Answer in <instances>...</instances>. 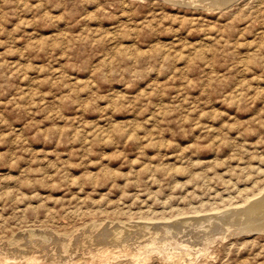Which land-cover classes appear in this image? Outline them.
<instances>
[{
	"label": "rangeland",
	"instance_id": "1",
	"mask_svg": "<svg viewBox=\"0 0 264 264\" xmlns=\"http://www.w3.org/2000/svg\"><path fill=\"white\" fill-rule=\"evenodd\" d=\"M221 4L0 0V264H264V0Z\"/></svg>",
	"mask_w": 264,
	"mask_h": 264
},
{
	"label": "bare ground",
	"instance_id": "2",
	"mask_svg": "<svg viewBox=\"0 0 264 264\" xmlns=\"http://www.w3.org/2000/svg\"><path fill=\"white\" fill-rule=\"evenodd\" d=\"M181 1H182V0H181ZM192 1H193V0H192ZM198 1H199V0H198ZM210 1H211V0H210ZM212 1H213V2H216V4L219 5V4H221V3H222L223 1H225V0H212ZM226 1H228V0H226ZM194 2L196 3V1H194ZM229 2H230V1H229ZM186 3H187V2H186ZM197 3H198V2H197ZM206 3H207V1H206ZM202 4H203V3H202ZM211 4H212V3H211ZM214 4H215V3H214ZM227 4H228V3H227ZM221 5H222V4H221ZM207 6H208V5H207ZM211 6H212V5H211ZM211 6H210V7H211ZM213 7H214V6H213ZM211 9H212V8H211ZM263 187H264V186H263ZM261 189H262V190H260V193H261V194H260V195H257V194H256L257 196H259L258 198H255V199H253V200H251V201L245 199L246 202H248V201H249V202L245 205L244 208L242 207V208H243V209H242L243 211L241 210V211L243 212L244 217H243V215L241 216V225H243V226H242V227L240 226V227L243 228V229H246V230H250V229L253 230V228H254V230H255V229H264V188L261 187ZM258 194H259V193H258ZM256 195H255L254 197H256ZM252 196H253V195H252ZM248 198H250V197H248ZM250 199H252V197H251ZM243 201H244V200H243ZM242 204H243V203H242ZM237 206H239V205H237ZM242 206H243V205H242ZM229 208H230V207H229ZM236 208H237V207H236ZM240 208H241V207H240ZM232 209H234V208H232ZM237 210H238V209H237ZM233 211H234V210H233ZM241 211H240V212H241ZM225 212H228V211H225ZM237 212H238V211H236L235 213H237ZM212 214H213V213H212ZM225 214H226V213H225ZM233 214H234V213H233ZM239 214H241V213H239ZM214 215H215V214H214ZM214 215H212V216L214 217ZM217 215H219V214H217ZM217 215H216V216H217ZM221 215H222V214H221ZM223 215H224V214H223ZM189 216H190V215H189ZM192 216H193V215H192ZM231 216H232V214H231ZM233 216H235V214H234ZM185 217H186V216H185ZM208 217H209V215H208ZM208 217H207V218H208ZM217 217H218V216H217ZM217 217H216V218H217ZM224 217H225V216H224ZM239 217H240V216H239ZM200 218H202V217L200 216ZM203 218H204V217H203ZM207 218H206V219H207ZM209 218H210V221H212V220H211V217H209ZM218 218H219V217H218ZM228 218H229V217H228ZM90 219H91V218H90ZM192 219H193V217H192ZM238 219H239V218H238ZM109 220H110V219H109ZM114 220H115V219H114ZM116 220H118V219H116ZM189 220H190V219H189ZM195 220H196V219H195ZM213 220H216V219H213ZM218 220H219V219H218ZM218 220H217V221H218ZM220 220H221V219H220ZM223 220H226V218L223 219ZM223 220H222V221H223ZM230 220H231V218H230ZM230 220H229V221H230ZM88 221H91V220H88ZM95 221H96V220H95ZM118 221H119V220H118ZM181 221H182V220H181ZM186 221H187V220H186ZM196 221H197V220H196ZM201 221H202V220H201ZM207 221H208V219H207ZM207 221H203V223H204V222H207ZM210 221H209V222H210ZM226 221H227V220H226ZM232 221H234V220H232ZM232 221H231V222H232ZM235 221H236V220H235ZM188 222H189V221H187V224H188ZM236 222H237V221H236ZM83 223H84V222H83ZM85 223H86V222H85ZM85 223H84V224H85ZM87 223H88V222H87ZM93 223H94V222H93ZM103 223H104V222H103ZM112 223H114V222H112ZM112 223H111V224H112ZM123 223H124V222H123ZM149 223H150V222H149ZM169 223H170V222H169ZM179 223H180V222H179ZM179 223H178V224H179ZM184 223H185V221L183 222V224H184ZM192 223H193V222H192ZM194 223H195V222H194ZM196 223H197V222H196ZM203 223H202V224H203ZM211 223H212V222H211ZM229 223H230V222H229ZM99 224H100V223H98V225H99ZM157 224H158V223H157ZM181 224H182V223H181ZM183 224H182V225H183ZM185 224H186V223H185ZM185 224H184V225H185ZM199 224H200V223H199ZM205 224H206V223H205ZM207 224H208V222H207ZM225 224H226V223H225ZM239 224H240V223H239ZM81 225H82V224H81ZM101 225H102V224H101ZM120 225H121V224H120ZM139 225H140V224H139ZM139 225H138V226H139ZM167 225H168V224H167ZM167 225H166V226H167ZM208 225H209V224H208ZM210 225H211V224H210ZM214 225H215V224H214ZM232 225H233V224H232ZM232 225H231V226H232ZM41 226H43V225H41ZM50 226H51V225H50ZM50 226H49V227H50ZM73 226H74V225H73ZM95 226H96V225H95ZM111 226H112V225H111ZM125 226H127V225H125ZM138 226H137V228H139ZM145 226H146V224H145ZM150 226H151V224L149 225V227H148V226H147V227L150 229V228H151ZM161 226H162V225H161ZM166 226H165V227H166ZM192 226H193V225H192ZM195 226H196V225H195ZM218 226H219V225H218ZM224 226L226 227V225H224ZM34 227H35V226H34ZM44 227H45V225H44ZM74 227H75V226H74ZM76 227H77V225H76ZM114 227H115V226H114ZM121 227H122V226H121ZM121 227H120V228H121ZM162 227H163V226H162ZM165 227H164V228H165ZM229 227H230V226H229ZM29 228H30V227H29ZM91 228H92V227H91ZM99 228H101V227L99 226ZM99 228H98V229H99ZM107 228H108V227H107ZM128 228H129V227H128ZM128 228H127V229H128ZM134 228H136V227H134ZM140 228H142V227H140ZM166 228H167V227H166ZM202 228H203V227H202ZM217 228H218V227H217ZM227 228H228V227H227ZM234 228H235V226H234L233 228L231 227L230 229H233V230H234ZM236 228H238V227H236ZM36 229H37V228H36ZM69 229H70V228H69ZM94 229H95V227H94ZM121 229H122V228H121ZM170 229H172V228L170 227ZM170 229H169V230H170ZM180 229H182V228H180ZM183 229H184V228H183ZM193 229H194V227H193ZM199 229H201V228H199ZM225 229H226V228H225ZM230 229H229V230H230ZM23 230H25V229H23ZM45 230H46V229H45ZM45 230H44V231H45ZM62 230H63V229H62ZM67 230H68V229H67ZM101 230H102V229H101ZM133 230H134V229H133ZM143 230H144V229H143ZM143 230H142V231H143ZM169 230L165 229L164 231L167 232V231H169ZM219 230H220V229H219ZM226 230H227V229H226ZM17 231H19V230H17ZM33 231H34V230H33ZM56 231H57V230H56ZM58 231H59V230H58ZM60 231H61V229H60ZM73 231H74V230H73ZM75 231H76V230H75ZM77 231H78V229H77ZM91 231H92V230H91ZM108 231H109V230H108ZM112 231H117V230H112ZM125 231H126V230H125ZM140 231H141V230H140ZM144 231H145V233L147 232V231H146V228H145ZM150 231H151V230H150ZM164 231H163V232H164ZM173 231H174V230H173ZM230 231H231V230H230ZM235 231H236V230H235ZM27 232H28V231H27ZM39 232H40V231H39ZM66 232H67V231H66ZM102 232H103V231H102ZM120 232H121V231H118V232H116L114 235L112 234V235H113V236H112V241H119V239L122 238V237H120V236H121V235H120V234H121ZM129 232H130V231H129ZM129 232H128V234H129ZM156 232H157V231H156ZM156 232H155V234H151V237L149 238L150 241L156 239V238L159 236ZM169 232H170V231H169ZM243 232H244V231H243ZM10 233H11V232H10ZM20 233H21V232H20ZM23 233H24V231H23ZM31 233H32V232H31ZM31 233H30V234H31ZM34 233H35V232H34ZM40 233H41V232H40ZM62 233H64V232H62ZM71 233H72V232H71ZM77 233H78V232H77ZM106 233H107V232H106ZM122 233H123V232H122ZM125 233H126V232H125ZM145 233H144V234H145ZM235 233H236V232H235ZM87 234H88V233H87ZM96 234H97V233H96ZM140 234L142 235L143 232L140 233ZM161 234H162V233H161ZM167 234H168V232H167ZM167 234H166V235H167ZM14 235H15V234H14ZM22 235H23V234H22ZM38 235H39V234H38ZM41 235H42V234H41ZM47 235H48V234H47ZM51 235H53V234L51 233ZM101 235H102V234H101ZM148 235H149V234H148ZM148 235H147V236H148ZM157 235H158V236H157ZM170 235H171V234H170ZM170 235H169V236H170ZM176 235H177V234H176ZM42 236H43V235H42ZM57 236H58V235H57ZM62 236H63V235H62ZM135 236H136V235H135ZM147 236H146L145 238H148ZM171 236H172V235H171ZM173 236H174V234H173ZM209 236H210V235H209ZM220 236H221V235H220ZM10 237H11V234H10ZM76 237H77V236L75 235V238H76ZM78 237H79V236H78ZM89 237H90V236H89ZM109 237L111 238V236H109ZM123 237H124V236H123ZM127 237H129V236H127ZM210 237H211V236H210ZM216 237H217V236H216ZM216 237H215V238H216ZM32 238H33V237H32ZM42 238H43V237H42ZM62 238H63V237H62ZM79 238H80V237H79ZM90 238H91V237H90ZM141 238L144 239V236L141 237ZM162 238H164V237H162ZM170 238H171V237H170ZM200 238H201V237H200ZM208 238H209V237H208ZM213 238H214V237H213ZM3 239H5V238H3ZM3 239H1V240H3ZM13 239H15V238H13ZM19 239H20V238H19ZM63 239H64V238H63ZM71 239H72V238H71ZM82 239H83V238H82ZM82 239H81V240H82ZM126 239H127V238H126ZM139 239H140V237H139ZM8 240H9V239H8ZM46 240L49 241V239H46ZM46 240H45V241H46ZM69 240H70V238L68 239V242H70ZM102 240H103V239H102ZM120 240H121V239H120ZM124 240H125V239H124ZM124 240H122V242H123ZM128 240H129V239H128ZM130 240H131V239H130ZM134 240H135V239H134ZM140 240H141V239H140ZM140 240H138V241L140 242ZM144 240H145V239H144ZM168 240H170V239H168ZM203 240H204V239H203ZM14 241H15V240H14ZM37 241H38V240H37ZM45 241H44V242H45ZM83 241H84V240H83ZM83 241H82V242H83ZM90 241H91V240H90ZM103 241H105V240H103ZM141 241H142V240H141ZM147 241H148V240H147ZM155 241H157V240H155ZM155 241H154V243H155ZM176 241H177V240H176ZM6 242H7V241H6ZM8 242H10V240H9ZM16 242H17V241H16ZM46 242H47V241H46ZM91 242H92V241H91ZM91 242H90V243H91ZM101 242H102V241H101ZM210 242H211V241H210ZM31 243H32V242H31ZM38 243H39V242H38ZM57 243H58V242H57ZM60 243H61V242H60ZM70 243H71V242H70ZM93 243H94V242H93ZM143 243H144V242H143ZM163 243H164V242H163ZM163 243H162V244H163ZM203 243H204V242H203ZM9 244H10V243H9ZM12 244H13V243H12ZM65 244H66V243L63 244V247H65ZM107 244H108V242H107ZM114 244H115V243H114ZM151 244H152V243H151ZM192 244H193V243H192ZM10 245H11V244H10ZM51 245H52V244H51ZM77 245H78V244H77ZM84 245H85V244H84ZM111 245H112V244H111ZM117 245H118V244H117ZM122 245H123V243H122ZM145 245H146V244H145ZM156 245H157V244H156ZM173 245H174V244H173ZM17 246H18V245H17ZM23 246H24V245H23ZM28 246H29V245H28ZM60 246H61V245H60ZM82 246H83V245H82ZM86 246H87V245H86ZM88 246H89V245H88ZM92 246H93V245H92ZM153 246H155V245H153ZM153 246H152V247H153ZM181 246H182V245H181ZM10 247H11V246H10ZM18 247H19V246H18ZM35 247H36V246H35ZM63 247H62V248H63ZM67 247H68V246H67ZM99 247H100V246H99ZM102 247H103V246H102ZM102 247H101V248H102ZM104 247H106V246H104ZM111 247H112V246H111ZM123 247H125V246H123ZM157 247H158V246H157ZM205 247H206V246H205ZM19 248H20V247H19ZM19 248H18V249H19ZM23 248H24V247H23ZM23 248H22V249H23ZM51 248H52V247H51ZM71 248H72V246H71ZM76 248H77V247H76ZM81 248H82V247H81ZM84 248H85V247H84ZM91 248H93V247H91ZM94 248H95V247H94ZM101 248H100V249H101ZM115 248H116V247H115ZM118 248H119V247H118ZM118 248H117V249H118ZM158 248H159V247H158ZM166 248H167V247H166ZM177 248H178V247H177ZM190 248H191V247H190ZM24 249H25V248H24ZM28 249H29V247H28ZM52 249H53V248H52ZM160 249H161V247H160ZM5 250H6V249H5ZM63 250H64V249H63ZM67 250H68V249H67ZM121 250H122V249H121ZM146 250H147V249H146ZM155 250H156V249H155ZM207 250H208V249H207ZM8 251H9V250H8ZM17 251H18V250H17ZM30 251H31V250H30ZM37 251H38V250H37ZM50 251H51V249H50ZM52 251H54V250H52ZM65 251H66V249H65ZM75 251H76V250H75ZM95 251H97V250H95ZM105 251H106V250H105ZM149 251H150V250H149ZM166 251H167V250H166ZM169 251H170V250H169ZM0 252H2V251H0ZM76 252H77V251H76ZM82 252H83V251H82ZM86 252H87V251H86ZM113 252H114V251H113ZM117 252H118V251H117ZM194 252H195V251H194ZM3 253H4V252H3ZM14 253H16V252H14ZM35 253H36V252H35ZM54 253H55V252H54ZM60 253H61V252H60ZM63 253H64V252H62V254H63ZM80 253H81V252H80ZM93 253H94V252H92V254H93ZM97 253H98V252H97ZM184 253H185V252H184ZM186 253H187V252H186ZM197 253H198V252H197ZM206 253H207V252H206ZM9 254H10V253H9ZM21 254H22V253H21ZM31 254H32V253H31ZM38 254H39V253H38ZM46 254H47V253H46ZM81 254H82V253H81ZM89 254H90V253H89ZM92 254H90V255H92ZM94 254H95V253H94ZM98 254H99V253H98ZM167 254H168V253H167ZM7 255H8V254H7ZM13 255H14V254H13ZM16 255H17V254H16ZM16 255H15L14 257H16ZM48 255H49V253H48ZM63 255H64V254H63ZM67 255H68V254H67ZM96 255H97V254H96ZM119 255H120V254H119ZM140 255H141V254H140ZM8 256H10V255H8ZM21 256H22V255H21ZM34 256H35V255H34ZM26 257H27V256H26ZM29 257H30V256H29ZM46 257H47V256H46ZM72 257H73V256H72ZM84 257H85V256H84ZM95 257H96V256H95ZM182 257H183V256H182ZM19 258H20V257H19ZM39 258H40V257H39ZM44 258H45V257H44ZM53 258H54V256H53ZM64 258H65V257H64ZM104 258H105V257H104ZM107 258H108V257H107ZM45 259H46V258H45ZM54 259H55V258H54ZM58 259H60V258H58ZM58 259H57V260H58ZM62 259H63V258H62ZM72 259H74V258H72ZM37 260H38V257H37ZM37 260H36V261H37ZM40 260H41V259H40ZM171 260H172V259H171ZM171 260H170V261H171ZM177 260H178V259H177ZM49 261H50V260H49ZM58 261H59V260H58ZM58 261H57V262H58ZM65 261H66V260H65ZM70 261H71V260H70ZM72 261H73V260H72ZM166 261H167V260H166ZM168 261H169V260H168ZM186 261H187V260H186ZM140 262H141V261H140ZM173 262H174V261H173ZM180 262H181V261H180ZM52 264H54V263H52ZM175 264H176V263H175ZM190 264H191V263H190Z\"/></svg>",
	"mask_w": 264,
	"mask_h": 264
}]
</instances>
